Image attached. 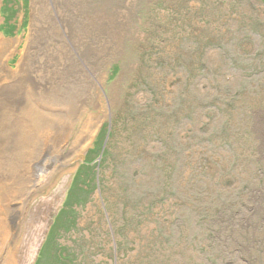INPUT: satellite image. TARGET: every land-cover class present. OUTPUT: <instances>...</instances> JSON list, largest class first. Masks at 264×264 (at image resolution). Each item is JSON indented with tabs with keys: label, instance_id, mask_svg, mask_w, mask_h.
Wrapping results in <instances>:
<instances>
[{
	"label": "rangeland",
	"instance_id": "374dc122",
	"mask_svg": "<svg viewBox=\"0 0 264 264\" xmlns=\"http://www.w3.org/2000/svg\"><path fill=\"white\" fill-rule=\"evenodd\" d=\"M32 4L33 0H0V36L10 44L5 54L10 58L2 62L4 68H15L22 56ZM60 5L55 4V8ZM82 5L83 14L99 11L108 17V53L102 59L95 57L94 63L93 54L89 59L80 55L71 67L61 66L68 68L60 75L62 84L51 88L49 95L30 92L33 103L48 104L58 116L56 126L48 127V136L41 134L43 150L53 151L58 136L59 141L63 135L69 137L60 149V158L44 171L38 170L44 175L41 184L23 204L14 244L16 264H54V245L65 249L72 264H165L159 259L169 256V264H224L220 258L209 260L207 247L206 253H200L206 244L202 234L192 245L160 246L162 225L168 224L160 215L169 218V207L155 205L153 197L137 202L141 188L134 183L145 187L158 183L157 168L167 164L155 158L160 151L167 155L160 144L164 140L168 145L188 132L187 127L193 128L188 133L196 138L184 136L185 148L189 147L185 152L192 153L197 161L193 167H185L182 187L196 180L216 188L217 182L226 197H233L247 191L243 189L245 183H264V124L257 121L264 116V0H77V7ZM209 41L216 46L226 43L220 47L236 51L233 71L221 59L223 50L210 46ZM205 59L211 70L231 76L236 96L203 102V93L209 88H203L206 80L200 78L195 86L201 93L196 99L198 105L203 102L202 106L209 109L200 111L197 107L192 123L185 120L193 104L188 94L194 90L189 76L193 70L202 74L201 62ZM88 62L89 70L85 65ZM180 89H185V96L178 99ZM18 93L24 96V89ZM22 109L27 110V124L35 123L36 131H41V117L37 119L34 114H45L28 108L26 103ZM0 111L1 115L8 114ZM177 120L183 123L180 128ZM21 124L24 130L28 128L25 121ZM110 130L113 134L109 138ZM224 131L227 134L207 141L209 133L215 136ZM99 134H104L105 151L95 159L99 152L94 143ZM26 135H13L8 145L0 144L1 156L9 162L0 163V183L27 176V162L19 164V160L34 155L33 144L25 139L39 136H34V126ZM170 157L174 159L172 154ZM92 159V163H85ZM256 159L263 169L258 177L253 173L257 171L253 164ZM82 166L84 169H80ZM73 183H89V188L83 191ZM133 213L142 223L131 218ZM59 220L65 231L58 227ZM250 222L251 226L236 227L228 234L225 245L229 250L240 245L237 242H244L243 247L249 251L246 240L264 236V217L252 216ZM122 227L126 234L119 238ZM110 230L117 234L114 243ZM119 239L123 244H118ZM243 247L231 251L228 260L234 259V264H264V243L252 247L253 263L245 261ZM215 252L220 251L216 248Z\"/></svg>",
	"mask_w": 264,
	"mask_h": 264
},
{
	"label": "bare ground",
	"instance_id": "6f19581e",
	"mask_svg": "<svg viewBox=\"0 0 264 264\" xmlns=\"http://www.w3.org/2000/svg\"><path fill=\"white\" fill-rule=\"evenodd\" d=\"M57 3L61 5L55 8ZM82 8H84L83 5L77 7V0H33L27 42L24 50L21 51L22 56L19 62L13 69L3 66L4 62L10 58L5 55L10 44L6 43V45L5 40L0 36V109L8 113L5 116L1 115L0 111V144L8 145V140L14 137L13 135L27 136V130L29 131L31 126L35 128L34 136H39L36 140L25 139L33 144L31 154L34 155H30L26 161L19 160V164L27 162V176H19L17 181L11 183L6 181L0 183V264H16V245L14 244L21 227L19 219L22 217L23 204L41 184L40 181L44 175H39L38 170L44 171V168L53 160L60 158V149L65 147L64 144L69 137L63 135L59 141L58 136L53 151L43 150L45 146L41 134L48 133L50 130L48 127H52L53 124L56 126L58 116L55 114V109L48 104L33 103L29 96L30 92L49 95L51 88L59 86L62 72L68 69H61V66L69 64L66 66L71 67L80 55L89 56V59L93 54L92 62L94 63L95 57L102 59L108 53V17L103 16V13L99 11L83 14ZM85 65L89 70V62ZM19 89H24V96L19 93L16 95ZM25 103L28 108L34 107L35 110L39 109L42 114H45L38 116L34 112L35 118L41 117V131H36L37 124H27L25 113L27 110L22 109ZM11 104H13L12 107ZM16 106L20 112L17 111ZM17 115L18 118L21 116V120L14 119ZM24 121L28 127L26 130L21 124ZM2 153L0 152V163H9L5 161L7 159L2 158Z\"/></svg>",
	"mask_w": 264,
	"mask_h": 264
},
{
	"label": "trees",
	"instance_id": "16d2710c",
	"mask_svg": "<svg viewBox=\"0 0 264 264\" xmlns=\"http://www.w3.org/2000/svg\"><path fill=\"white\" fill-rule=\"evenodd\" d=\"M210 46L223 50L221 52L222 60L226 63V67H228L231 71L236 68V60L234 58V54L236 51L228 50L226 47H220L221 44L226 43H219L217 46L212 42L209 41L208 43ZM201 66H203L202 74L196 70H193L189 76L190 83L194 87V90L189 91V95L191 98V102L193 104L190 105L189 114L185 117V120L194 122L198 111L197 107L204 111L209 109L208 106H202L203 102L207 100V98H214L221 101L222 99L228 98H235V86L231 80V76H225V73H218L219 71H213L210 69V62L208 59L203 60L201 62ZM233 73V72H232ZM231 75V74H230ZM200 78H204L206 80V85H203V88H209L208 90L203 93L204 100L202 103L198 105V100L196 96L201 93L197 86H195ZM212 91V92H210ZM210 92V93H209ZM207 93L208 95L207 97ZM193 94V96H191ZM233 94V95H231ZM185 96V89H180L177 94L176 98H180ZM224 97V98H222ZM222 98V99H220ZM212 105V104H211ZM174 111H177L174 108ZM217 114L213 115L215 117ZM258 124H264V116L260 115L257 119ZM183 123L180 120H177V127L180 128ZM205 124V123H203ZM264 126V125H263ZM193 130L192 127H187L186 131ZM111 132V134H110ZM108 132L109 138L112 136L113 132L110 130ZM177 132V131H176ZM184 132L182 136L179 135L175 140H171L170 143H167L163 140V145L160 144V148H165L167 150V155H163L160 151L157 158V161H166L167 164L165 166H160L157 169L160 171L157 175L160 177L158 179V183L154 184V187H145L142 183H134L140 186V196L137 202H141L148 197H153V203L160 204L161 207L168 205V209L170 210V217H162L160 215L161 220H168L167 226L162 225L161 234L159 236H163V241L161 240L159 244L160 246L167 248V247H178L180 244L184 245H192L194 241L198 238L199 234H202L203 237L201 239H205L206 244L203 245V249L200 253H206L207 248H209L211 252V257H207L209 260L213 259H222L224 264H234L236 261H229L228 259L231 257L229 253L231 251H239L241 250V246L243 247L242 242H237V247L235 249H228L226 247V241L228 238V234L231 233L234 228L236 227H247L251 226L250 218L252 216L257 215L260 219L261 216L264 217V183H245L243 189H247L245 193L239 192L238 195L235 196H227L221 192V189L218 186L217 182L215 186L207 185L206 183H198L196 180H193L192 183L185 184L183 187L181 186L183 183L182 181L183 171L186 170V166H192L193 163L197 161V158L194 159L192 153H186L189 147L185 148V141L184 136L191 137V133ZM174 132H172V135ZM227 134L225 131L220 133H209L206 137L207 141H212V138L216 136ZM195 137L196 136H192ZM189 138L187 140H189ZM190 141V140H189ZM105 143L104 134H99L98 141L94 143L95 148L97 149L98 154L96 153L95 159L99 154L104 155V150L102 151V147ZM90 151L89 153H92ZM172 154L173 158L170 157ZM204 160V156H202ZM200 160V157H198ZM93 162L92 160H86V164H90ZM97 161H95L96 163ZM84 163V164H85ZM85 164V165H86ZM254 166L257 168L255 173V177H258L262 172V166H260L261 161L260 159H256L253 161ZM255 168V169H256ZM80 169H84L83 166ZM156 170V169H155ZM92 176H94V171H91ZM206 174V173H205ZM257 174V176H256ZM214 177H211L213 179ZM93 177V182H94ZM76 182L79 180V176L76 175ZM213 183V184H214ZM77 188L83 189L85 191L89 188V183L87 185L85 183H73ZM131 184V183H130ZM165 184V185H164ZM166 191H162L161 189L164 187ZM244 195V196H243ZM239 197V198H238ZM227 198V200H226ZM238 198V199H237ZM140 200V201H139ZM135 207V205H133ZM138 207V205H137ZM171 208V209H170ZM244 212V213H243ZM132 219L134 218L135 214H132ZM130 217V215L127 216ZM134 221H138L139 219L134 218ZM141 223L142 221L139 220ZM261 225H264L261 224ZM62 226V230L65 231V227L62 225L61 221L59 220L58 227ZM257 225L254 226L256 229ZM71 229V228H70ZM69 229V230H70ZM224 232L226 235L221 234ZM110 235L112 237L113 243L114 240H117V236L119 238L125 236L126 230L123 227L121 228V233L117 235L115 232H111ZM117 235V236H116ZM247 248L251 247L249 251L245 249L246 260L250 263L255 261L253 255L251 254V249L256 243H264V236L259 237L257 239L246 240ZM255 243V244H254ZM118 244L121 245V239L118 240ZM223 245V246H222ZM207 247V248H205ZM218 248L220 251L219 253L215 252V249ZM243 249V250H244ZM65 250V249H64ZM61 247L57 245L53 247L52 257L53 255L56 258V262L54 264H72L71 258L65 253ZM119 252V250H116ZM191 252L193 250H190ZM115 253V249H114ZM190 256V255H189ZM53 258V259H55ZM165 257L160 258L159 263L169 264L171 263L172 257L169 256L167 259ZM155 262V260H153ZM190 261V259L188 260ZM240 261V260H239ZM157 262V261H156ZM35 264H42L41 261L35 262ZM146 264H154L152 262H148Z\"/></svg>",
	"mask_w": 264,
	"mask_h": 264
}]
</instances>
